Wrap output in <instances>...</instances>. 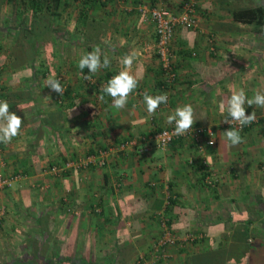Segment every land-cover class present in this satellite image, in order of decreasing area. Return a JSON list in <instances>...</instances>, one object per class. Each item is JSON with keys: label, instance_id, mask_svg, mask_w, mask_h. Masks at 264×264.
I'll use <instances>...</instances> for the list:
<instances>
[{"label": "crops", "instance_id": "1", "mask_svg": "<svg viewBox=\"0 0 264 264\" xmlns=\"http://www.w3.org/2000/svg\"><path fill=\"white\" fill-rule=\"evenodd\" d=\"M186 1L60 0L52 19V0H0V102L23 118L19 135L0 143V176H19L0 190V264H135L139 255L151 264H264V108L245 105L256 120L240 130L242 143L225 134L232 92H264V14H245L264 0H196L197 25L177 30V77L165 85L149 8L179 11ZM97 46L110 67L81 71L79 59ZM132 51L139 84L116 109L103 88ZM60 74L62 97L47 87ZM145 92L168 102L150 116ZM186 104L214 134L157 147L152 136ZM106 147L115 149L106 166L51 171ZM202 159L215 188L203 182ZM162 218L177 236L197 237L155 263Z\"/></svg>", "mask_w": 264, "mask_h": 264}, {"label": "built area", "instance_id": "2", "mask_svg": "<svg viewBox=\"0 0 264 264\" xmlns=\"http://www.w3.org/2000/svg\"><path fill=\"white\" fill-rule=\"evenodd\" d=\"M108 1V0H103ZM150 19L155 26V35L157 38L156 47L157 54L159 56L161 67H162V79L165 85H170L173 83L177 77L175 70V51L173 49V42L175 40L176 32L179 28H193L197 25V1L188 0L186 1L179 11L172 10L166 6L155 5L149 8ZM215 38L210 36L209 47L211 50H215L214 45ZM65 89L63 96L66 95L69 88L68 81L64 74H60L57 78ZM1 90V82H0ZM61 96V95H60ZM62 97V96H61ZM230 123L227 125L243 130L246 126L241 127L238 122L232 121L231 118L228 119ZM175 123L173 122L167 127H164L160 131L156 132L152 136V140H155V144L159 148H166L175 140L184 137H193L197 141L204 133L209 135L214 134V130L211 128H205L203 126L193 124L192 128L183 135H177L174 131ZM208 143H213V139H210ZM130 145V142H122L118 150L126 149ZM149 148H142V153H145ZM114 148L106 147L100 148L93 153L87 154L84 158L70 159L65 162L64 165L52 166L51 171L55 174H59L63 169H68L71 167L77 168H88L92 165L106 166L109 163V157L114 152ZM200 171L204 184L211 188H215L217 185V175L214 171L212 164L208 159H202L200 161ZM19 176L4 177L0 176V190L5 187H11L12 183ZM164 225V234L160 236L155 244V263L168 256L166 249L178 242V237L170 230L167 220H162ZM197 236L195 234H190L187 239H195ZM140 264H151L145 262L143 256H140L138 260Z\"/></svg>", "mask_w": 264, "mask_h": 264}, {"label": "clouds", "instance_id": "3", "mask_svg": "<svg viewBox=\"0 0 264 264\" xmlns=\"http://www.w3.org/2000/svg\"><path fill=\"white\" fill-rule=\"evenodd\" d=\"M136 55L135 51L126 55L122 60L124 69L112 77L103 88L104 93L112 98V106L116 109H123L127 105L129 96L138 87V79L129 71ZM110 65V58L102 53L99 46L84 54L78 61V68L81 71L87 68L90 74H95L100 69H106L110 67ZM84 78L91 81L92 76L87 75ZM47 87L61 96H63L65 92L61 82L53 77L48 79ZM143 100L147 107V113L151 116L155 114L162 103L166 104L168 102V95L167 93L150 95L145 92ZM245 105L264 108V92L257 91L252 98L247 96L243 88L232 92L227 101V113L231 117V120L238 122L241 127L250 125L256 120V112L253 110L251 114H247ZM9 107L7 101L0 102V121H3V123L0 124V143L4 144L10 143L13 137L19 135L23 122V118L17 115L16 112H10ZM219 107L221 113H223L225 111V104L223 101H221ZM173 122L175 123L174 131L177 135L187 133L192 128L194 122H196L194 120L193 106L191 104H186L177 107L172 114L167 116V123L172 124ZM225 122L230 123L229 120H225ZM225 134L232 146L239 145L243 142L240 129L229 128L226 130Z\"/></svg>", "mask_w": 264, "mask_h": 264}, {"label": "trees", "instance_id": "4", "mask_svg": "<svg viewBox=\"0 0 264 264\" xmlns=\"http://www.w3.org/2000/svg\"><path fill=\"white\" fill-rule=\"evenodd\" d=\"M101 1L103 2V0H101ZM104 2H107V1H104ZM59 3H60V0H52V6H53V7H52V11H51V18H52V19H54V18L57 17L56 10H57V6L59 5ZM39 8H40V9H39V10L37 9V12L43 10L42 6H40ZM263 9H264V8L260 7V8H257V9H255V10H247V11H245V14H247L248 16L252 15V16H258V17H260L261 15L264 14V13H262ZM211 259L214 260V259L212 258V256H211ZM205 260H206L205 263L208 264V263H207V260H208L207 257H205ZM218 261H219V259H215V263H211V264H217L216 262H218ZM194 262H195V261H194ZM193 264H197V262H195V263H193Z\"/></svg>", "mask_w": 264, "mask_h": 264}, {"label": "rangeland", "instance_id": "5", "mask_svg": "<svg viewBox=\"0 0 264 264\" xmlns=\"http://www.w3.org/2000/svg\"><path fill=\"white\" fill-rule=\"evenodd\" d=\"M162 220H166V218H162L161 219V234H160V236H162L163 234H164V225H163V223H162ZM168 224V223H167ZM171 230V229H170ZM172 231V230H171ZM192 234V233H191ZM174 235L176 236V237H178V242L176 243V244H174L175 246L176 245H178L179 243H180V240H182V239H187L188 237H189V233L187 234V235H185V237H179V236H177L175 233H174ZM159 236V237H160ZM158 237V238H159ZM158 238H156V240L153 242V244H152V248H151V250H150V252H151V254L150 255H152V253L155 251V244H156V241H157V239ZM184 241V240H183ZM174 245H172V246H174ZM172 246H170V247H172ZM166 251H167V254H168V256L166 257V258H164V259H161L160 261H164V260H167V259H169L170 258V256H169V249L167 248L166 249ZM171 254V253H170ZM153 255H155V252L153 253ZM172 257V256H171ZM143 258H144V260H145V262H147V263H151V262H149V257L147 258L145 255H143ZM140 259V255L136 258V263L135 264H140V263H138V260ZM152 261L153 262H155V257H154V259H152ZM160 261H156V262H160Z\"/></svg>", "mask_w": 264, "mask_h": 264}]
</instances>
